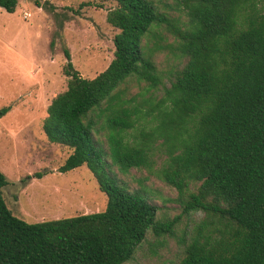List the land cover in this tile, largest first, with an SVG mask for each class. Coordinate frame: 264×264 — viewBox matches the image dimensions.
Returning <instances> with one entry per match:
<instances>
[{
    "label": "trees",
    "instance_id": "obj_1",
    "mask_svg": "<svg viewBox=\"0 0 264 264\" xmlns=\"http://www.w3.org/2000/svg\"><path fill=\"white\" fill-rule=\"evenodd\" d=\"M114 1L106 17L118 30L112 60L84 78L64 48L68 85L42 125L49 142L70 149L59 172L86 166L105 208L26 222L6 206L0 171V264H122L148 232L171 234L177 217L155 220L157 206L116 173L149 167L160 139L167 156L159 177L183 213H204L179 264H264V0ZM17 5L0 0L9 13ZM164 49L181 64L168 84L153 60ZM130 80L162 91L156 103L142 99L155 123L131 139L141 108L126 96Z\"/></svg>",
    "mask_w": 264,
    "mask_h": 264
},
{
    "label": "rangeland",
    "instance_id": "obj_2",
    "mask_svg": "<svg viewBox=\"0 0 264 264\" xmlns=\"http://www.w3.org/2000/svg\"><path fill=\"white\" fill-rule=\"evenodd\" d=\"M46 1V7L40 8L31 0H18L12 13L0 8V109L10 107L0 116V171L7 179L2 196L12 214L29 223L101 211L107 200L86 166L59 172L70 149L49 142L42 125L50 101L68 85L69 77L63 72L64 48L84 78L95 77L112 60L118 30L106 17L116 2ZM166 37L168 42L172 40ZM153 60L165 84L181 65L168 49L156 53ZM146 86L135 80L126 84L130 104L141 108L127 132L129 139L155 123L152 113L140 104L143 98L156 103L162 91ZM161 141L151 143L149 167L115 171L129 189L140 191L157 206L155 220L177 217V222L171 234L148 232L132 258L122 264H179L183 244L204 216L201 211L183 213L176 190L159 177L167 156ZM37 172L41 177L35 176ZM196 186L191 184L190 190Z\"/></svg>",
    "mask_w": 264,
    "mask_h": 264
}]
</instances>
